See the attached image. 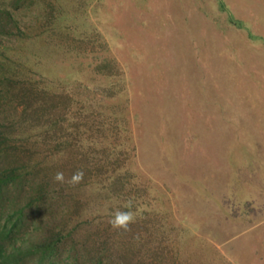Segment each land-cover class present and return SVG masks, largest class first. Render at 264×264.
<instances>
[{
    "label": "rangeland",
    "instance_id": "1",
    "mask_svg": "<svg viewBox=\"0 0 264 264\" xmlns=\"http://www.w3.org/2000/svg\"><path fill=\"white\" fill-rule=\"evenodd\" d=\"M5 10L0 167L44 188L31 240L59 231L103 264H264V0Z\"/></svg>",
    "mask_w": 264,
    "mask_h": 264
},
{
    "label": "trees",
    "instance_id": "2",
    "mask_svg": "<svg viewBox=\"0 0 264 264\" xmlns=\"http://www.w3.org/2000/svg\"><path fill=\"white\" fill-rule=\"evenodd\" d=\"M5 12L8 20L6 23L0 19V33L9 34L7 27L18 21L10 16V12ZM5 96V93L0 94V99ZM2 144L12 146L7 136L0 138V147ZM12 147L15 149V144ZM10 165L0 167V264H23L31 258L35 259L33 264H103L101 254L93 258L87 253L91 258H86L87 247L81 249L82 253H78L75 247L66 251L63 239L66 234L59 231L37 240H31L29 234H25L28 226L37 224L34 214L35 217L41 216L44 188L37 185L35 189L31 185L35 178L34 174L27 172L28 164ZM30 187L36 194H31ZM23 195L28 200L20 204Z\"/></svg>",
    "mask_w": 264,
    "mask_h": 264
},
{
    "label": "clouds",
    "instance_id": "3",
    "mask_svg": "<svg viewBox=\"0 0 264 264\" xmlns=\"http://www.w3.org/2000/svg\"><path fill=\"white\" fill-rule=\"evenodd\" d=\"M57 179H62V174H57ZM79 177H75V179H78ZM131 219L130 214H121L117 216L116 223L123 224L125 221Z\"/></svg>",
    "mask_w": 264,
    "mask_h": 264
}]
</instances>
